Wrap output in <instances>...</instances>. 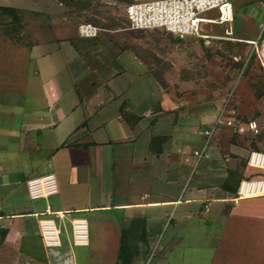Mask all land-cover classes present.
Segmentation results:
<instances>
[{"label": "crops", "instance_id": "1", "mask_svg": "<svg viewBox=\"0 0 264 264\" xmlns=\"http://www.w3.org/2000/svg\"><path fill=\"white\" fill-rule=\"evenodd\" d=\"M76 53L68 39L42 41L30 47L13 76H0V89L22 94L17 103L0 99V125L10 126L17 104L23 127L16 137L17 157L0 165V188L12 187L0 195V264H78L74 249L91 245L94 250L84 258L90 264H122V242L130 263L142 264L164 228L157 264H264V195L232 201L241 180L264 176L247 165L252 149L245 166L260 173L240 175L232 186L238 172L235 160H221L220 132L211 157L191 176L203 162L196 165L192 152L217 113L190 135V124L171 125L168 115L147 112L145 101L139 107L133 91L138 76L122 67L116 77L91 83L94 90L86 94L76 72L82 77L92 72L81 65L76 70ZM122 76L127 78L119 81ZM45 174L54 176L56 192L31 199L26 181ZM10 196L16 205L5 214L2 202ZM43 218L59 230V246H44ZM74 219L86 224V245L73 244ZM194 253L201 259L193 260Z\"/></svg>", "mask_w": 264, "mask_h": 264}, {"label": "rangeland", "instance_id": "2", "mask_svg": "<svg viewBox=\"0 0 264 264\" xmlns=\"http://www.w3.org/2000/svg\"><path fill=\"white\" fill-rule=\"evenodd\" d=\"M146 1L152 0H83V6L79 7L73 3L66 5L61 0H0V7L13 8L17 15L16 20L5 17L0 9V76H13L11 71L16 70L18 63L24 58L28 60L32 45L52 38L68 39L76 45V70L81 65L82 70L88 67L92 72L84 77V74L80 76L81 71L76 72V81L84 86L86 94L94 90L89 87L98 85L100 79L119 75L122 67L124 72L138 76L137 81H133L137 86L133 91L139 98V107L145 101L147 112L168 115L171 125L190 124V135L201 130L224 107L234 109L242 121L255 120L259 126L258 136L238 137L227 132L228 129L218 134L217 147L223 163L226 157L235 160L238 173L231 180L232 186L238 183L240 175H257L260 172L246 168L245 158L254 147L264 152V62L261 57L264 0H231V23L203 27V33L216 39L183 41L161 30L128 29L124 7ZM80 24L98 27L99 35L91 43H77ZM226 31L230 35H226ZM126 78L122 76L118 80ZM93 82L95 84L91 85ZM1 89L0 99L6 97L20 102L21 91L10 93ZM126 106L122 104L119 110ZM11 109L15 117L10 126L0 125L1 166L17 157L16 137L23 129L20 105L14 104ZM231 146L237 153L230 151ZM204 162L192 170L191 176L199 173ZM4 168L3 172L8 171ZM8 188L12 187H1L0 195ZM20 194L21 204L25 205L29 201L23 190ZM15 205L14 198L5 197L2 209L8 214ZM165 230L158 235L157 244L151 245L142 264L148 260V264L159 262ZM67 232L70 233L69 228ZM93 250L92 245L74 249L77 263L90 264L84 258ZM192 259L200 260L201 257L194 253Z\"/></svg>", "mask_w": 264, "mask_h": 264}, {"label": "built area", "instance_id": "3", "mask_svg": "<svg viewBox=\"0 0 264 264\" xmlns=\"http://www.w3.org/2000/svg\"><path fill=\"white\" fill-rule=\"evenodd\" d=\"M123 16L130 30H161L183 40L188 38L216 39V37L203 33V27L231 23L233 10L231 0H152L127 4L123 10ZM77 33L81 38H96L100 29L91 24H80ZM225 33L230 35L228 31ZM224 129H229L232 135L240 136L256 137L260 133L255 120L242 121L237 118L234 109L227 110L224 107L217 114L214 122L202 131V141L192 152L196 165L211 157L213 138ZM247 165L264 171V152L251 150L247 157ZM26 188L31 199L45 198L56 192L54 176L45 174L31 178L26 181ZM263 195L264 176L251 180L245 179L239 182L237 195L232 201L236 204L240 199ZM70 223L73 244L86 245L85 222L74 219ZM39 226L44 246H59V230L56 229L53 221L43 218L39 221ZM2 228L0 226V230ZM148 262L149 260L146 264Z\"/></svg>", "mask_w": 264, "mask_h": 264}, {"label": "trees", "instance_id": "4", "mask_svg": "<svg viewBox=\"0 0 264 264\" xmlns=\"http://www.w3.org/2000/svg\"><path fill=\"white\" fill-rule=\"evenodd\" d=\"M61 1H62V3L66 4V5H70L71 3H73L72 5H75V6H79V7L83 6L82 5L83 0H61ZM0 9L2 11L3 16L10 17V18L15 19V20L17 19V15H16L15 10L13 8L0 7ZM174 39L177 41H183V39H178L175 37H174ZM253 54H254V52H252L251 56H253ZM123 111L126 112L125 107L122 108L121 113H124ZM252 150H257V149H255V147H254V149H252ZM118 258L120 259L122 264H131L130 263L131 262L130 250L128 249V246L123 242H122L120 249H119Z\"/></svg>", "mask_w": 264, "mask_h": 264}, {"label": "bare ground", "instance_id": "5", "mask_svg": "<svg viewBox=\"0 0 264 264\" xmlns=\"http://www.w3.org/2000/svg\"><path fill=\"white\" fill-rule=\"evenodd\" d=\"M261 57H262L263 62H264V43L262 45Z\"/></svg>", "mask_w": 264, "mask_h": 264}]
</instances>
